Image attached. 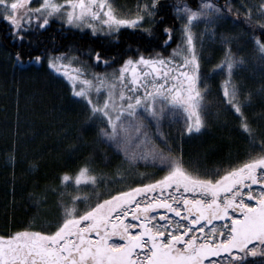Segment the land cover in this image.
Instances as JSON below:
<instances>
[{"label": "snow or ice", "instance_id": "snow-or-ice-1", "mask_svg": "<svg viewBox=\"0 0 264 264\" xmlns=\"http://www.w3.org/2000/svg\"><path fill=\"white\" fill-rule=\"evenodd\" d=\"M32 3L0 0V19L7 22L14 39L24 40L35 28L45 29L52 17L69 26H86L93 34L116 37L122 27L137 28L145 21L148 27L143 30L152 35L153 22H163L157 20L160 0L138 3L134 14L123 15L111 0H39L36 7ZM175 11L183 21L182 42L167 56L157 52L126 57L117 70L92 78L82 75L80 68L69 75L68 64L63 62L69 59L66 54L48 59L52 70L72 82V95L83 103L89 123L98 122L97 136L103 142L114 146L130 163L151 160L166 168V174L105 199H99L103 193H96L94 205L80 211L76 205L90 199L81 189L97 186L100 178L87 162L72 174L62 173L61 197L70 187L74 194H69L70 202L61 199L63 215L55 229L26 227L0 234V264H246L249 255L264 256V135L257 142L239 86L232 80L234 67L243 60L226 48L213 71H226L224 103L238 115L239 127L248 134L251 148H259V152L222 175L209 177L186 168L180 156L165 151L146 131L148 122L155 119L159 123L168 112L183 118L184 132L201 130L206 85L201 87L193 22L198 18L215 22L226 18V11L234 12L237 19L242 14L251 29L248 39L264 58V0L255 5L240 0L238 6L232 0H225L224 5L200 0L196 8L185 0L183 8L177 6ZM175 31V26H163V45ZM232 38L226 36L223 42L230 43ZM89 54L106 67L111 59L100 50L93 53L89 49ZM16 57L22 62L20 53ZM41 59L39 54L34 58L37 63ZM141 108L144 115L138 111Z\"/></svg>", "mask_w": 264, "mask_h": 264}, {"label": "trees", "instance_id": "trees-1", "mask_svg": "<svg viewBox=\"0 0 264 264\" xmlns=\"http://www.w3.org/2000/svg\"><path fill=\"white\" fill-rule=\"evenodd\" d=\"M134 1L116 0V3L124 6ZM186 2L196 8L200 0ZM258 2L249 0L254 5ZM184 3L185 0H160L157 20L162 18L163 22L158 25L153 22L152 35L142 25L123 28L116 37L93 35L51 21L45 29L35 28L24 40H18L10 35L7 22L0 19V234L26 227L54 230L63 215L61 199L70 202L69 194H74L70 187L61 197L60 176L64 172L74 173L85 162L95 170L100 183L81 189L90 199L76 205L80 211L88 204L94 205L96 193H103L99 199H105L108 194L125 191L141 181L127 172L128 167L123 165L113 146L97 136L98 122L89 123L83 103L71 95L62 79L43 63L22 64L34 60L38 54L42 60L53 54H74L99 69L100 66L92 63L94 56L89 54V49L93 53L100 50L104 57L111 58L105 68L120 66L124 58H136L140 54L166 55L179 42V20L174 11ZM216 3L224 5L225 0ZM232 3L238 6L240 0ZM225 16L215 24L212 36L203 39L198 50L201 87L206 85L202 133L191 137L183 134V140L181 134L177 141L183 148V161L194 162L209 177H218L226 167L229 169L245 158L249 139L239 127L238 115L224 103V71H213L226 48L230 47L232 54L243 60L234 67L232 80L239 86L241 96L251 93V103L244 111L257 133V141L264 135V69L258 68L264 59L248 39L251 29L244 23L243 15L237 19L234 12L226 11ZM164 25L176 29L166 46L161 35ZM226 36L233 37L230 43L223 42ZM17 53L22 62L17 61ZM246 264H264V256L249 255Z\"/></svg>", "mask_w": 264, "mask_h": 264}, {"label": "rangeland", "instance_id": "rangeland-1", "mask_svg": "<svg viewBox=\"0 0 264 264\" xmlns=\"http://www.w3.org/2000/svg\"><path fill=\"white\" fill-rule=\"evenodd\" d=\"M111 2L114 4V6L120 12V14L123 15V14H126V13L134 14L135 11H136V8H137V4L138 3L143 4V3L146 2V0H135L134 2H132V3L130 2L127 5L123 4L124 6H119V4L116 3V0H111ZM147 2L150 3L151 0H147ZM38 3H39V0H33L32 6L36 7ZM177 6L183 8L184 4L177 5ZM174 12H175V15L177 17L176 11H174ZM178 20H179V29L177 31V38L179 40L178 44H180L182 42L181 33H180V27H181L183 21L180 20V19H178ZM220 20L221 19L216 20L215 22L209 23V22H206L205 18H198L196 21L193 22L192 31H193V33L195 34V37H196L197 52H198V50H199V48L201 46V43H202L203 39L204 38H209L210 36H212V31H213V29L215 27V24L218 23V21H220ZM51 21H57L59 23H62L66 27L73 28V29H76V30H81V31H88L91 34H93L92 30L90 28L86 27V26H81L79 28L73 27V26H69L67 24H64L59 18H56V17H52L50 19V22ZM142 26L144 28L148 27V22L145 21V23L142 24ZM123 28L132 29V28H129V27H126V26L122 27L121 29H123ZM93 35L108 36L104 32H100V33L93 34ZM171 41H172V39L168 42V44L171 43ZM177 45L173 46L170 49L169 53H171V51L174 48H176ZM168 54H166L165 56H167ZM57 55H60V54H57ZM66 55L68 56L69 59H67V60H65L63 62L65 64H68V68L66 69V71L69 73V75H72L77 68H80V69H82V75L86 74V78H92L93 74H96V73H112L113 70H117L119 68V66L113 67V68H105V65H104L103 62L97 63V61L93 57V61H92L93 64H96V66H100V67L103 66V68L99 67V69H96L92 65L90 66L89 65L90 63H88L87 61L83 62V61L79 60L78 57L74 56V54H66ZM48 59H49V57H47V58H45L43 60L41 59V61L38 62V63L35 62V60H32L30 62L23 63L22 65H27L29 63L40 65V64L43 63L45 65V67L49 71H51L54 75L58 76L60 79H62L68 85L69 92L72 95V91H71L72 82L63 73H56L54 70H52L49 67V65H48ZM261 59H264V58H261ZM258 68L260 70H261V68L264 69V60H263V62H261L260 65H258ZM224 74H225V76L227 78L226 71H224ZM130 79H131V77L129 76V82H130ZM222 91H223V87H222ZM241 94L242 93L240 92V89H239V97H240V99L242 101H244V108H245L251 103V93L246 92L245 95H243V96H241ZM74 98L79 100V98H77V97H74ZM138 111L142 115H144L143 108L139 109ZM148 124H149V126L146 129V131L148 132L149 136H151L155 140L156 144L159 145L161 148H164L165 151H168L170 149L174 155L180 156L181 158L183 157V155H182L183 148L177 142V141L180 140L179 137L181 136V134L182 135L184 134L185 136L188 135V136L191 137V136H194L195 134L202 133V131H201L202 128H201V130L199 132H194L192 134H188V133L184 132V120H183V118L180 115H175L174 116V115L171 114V112L166 113L164 115L163 119L159 123H157V121L155 119H153L150 122H148ZM174 132L178 133L179 135L178 136L177 135H173ZM161 133L163 135H161ZM184 135L182 136V140L184 139ZM161 140L164 141L163 144L160 143ZM246 144H247V148H246V151H245V155H246L245 158H243L240 161L235 162L233 164L234 166H238L240 163L244 162L250 155H254L255 153L260 151V150H258V148H256L254 150V152H252L253 149L250 146V140L249 139H247V143ZM165 145H167V147H165ZM113 148L115 149L114 146H113ZM115 151H116V149H115ZM118 154L122 157V160H123V163H124L123 165L125 167L126 166L128 167L127 168L128 169L127 172L130 173V174L132 172V174H135V175H137L139 177V180H141L139 183H149L150 181H152L154 179H160L164 174H166V171H167L166 168H162L158 164L154 165L151 160L146 161L144 159H140L138 161H133L132 163H130L128 160L124 159L123 153H118ZM184 163H185V167L186 168H189L190 170H194L197 174L204 175L205 172L202 171V170L200 171L199 166H196L194 164V162H191L192 163L191 164V163H188V162L184 161ZM233 165H231L230 168ZM228 167H229V165H228ZM229 169H227V167H226L224 169V171L225 170H229ZM125 177H127V174L125 175ZM88 187H90V186H88ZM157 211H163V209H159ZM128 219H131V218L129 217ZM220 222L221 221H215L214 224L219 225V224H221ZM211 227H212V225L211 226H207V228H211Z\"/></svg>", "mask_w": 264, "mask_h": 264}, {"label": "flooded vegetation", "instance_id": "flooded-vegetation-1", "mask_svg": "<svg viewBox=\"0 0 264 264\" xmlns=\"http://www.w3.org/2000/svg\"><path fill=\"white\" fill-rule=\"evenodd\" d=\"M255 187V186H254ZM220 223H223L222 221ZM207 226H211V225H207Z\"/></svg>", "mask_w": 264, "mask_h": 264}]
</instances>
